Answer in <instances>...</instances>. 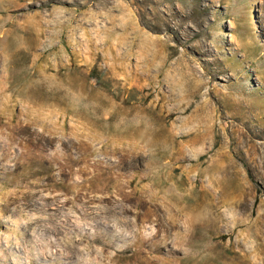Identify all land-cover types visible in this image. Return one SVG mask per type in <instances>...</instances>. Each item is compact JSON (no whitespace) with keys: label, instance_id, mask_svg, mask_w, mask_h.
Wrapping results in <instances>:
<instances>
[{"label":"rangeland","instance_id":"1","mask_svg":"<svg viewBox=\"0 0 264 264\" xmlns=\"http://www.w3.org/2000/svg\"><path fill=\"white\" fill-rule=\"evenodd\" d=\"M0 264H264V0H0Z\"/></svg>","mask_w":264,"mask_h":264}]
</instances>
